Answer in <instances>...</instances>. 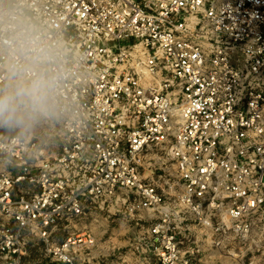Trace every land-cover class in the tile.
Masks as SVG:
<instances>
[{"label":"built area","instance_id":"built-area-1","mask_svg":"<svg viewBox=\"0 0 264 264\" xmlns=\"http://www.w3.org/2000/svg\"><path fill=\"white\" fill-rule=\"evenodd\" d=\"M41 77L47 113L0 134V257L80 264L125 206L154 264H264V0H0V85Z\"/></svg>","mask_w":264,"mask_h":264},{"label":"rangeland","instance_id":"rangeland-1","mask_svg":"<svg viewBox=\"0 0 264 264\" xmlns=\"http://www.w3.org/2000/svg\"><path fill=\"white\" fill-rule=\"evenodd\" d=\"M27 85L24 82H14L0 85V95L7 93H15L21 87ZM21 109L25 112L24 119L19 122L3 123L0 122V134H14L18 133V129L25 126L27 115L30 114L29 110ZM39 117L44 114H37ZM159 155L158 152H154ZM162 155V154H161ZM162 159L159 164L154 166V174L156 180L159 177L165 176L166 181L176 180V172L174 163L170 161L165 155L161 156ZM2 164L0 162V169ZM161 168L165 169V173ZM159 221L154 219L150 222L135 220L127 212L125 206H118L116 208H105L104 210L95 211L89 215L85 220L80 222L79 227L82 231H91L96 239L95 247L81 252L79 263L80 264H154L153 259L145 254L144 238L148 229L158 224ZM181 227H185L181 225ZM182 240V238H181ZM191 244L185 242L182 246L183 253H188ZM186 257H190L187 254ZM198 261L203 264H209L207 254L200 255ZM217 262V261H216ZM0 264H15L13 260L0 257ZM21 264H58L45 250V246L38 240L30 243L27 249V254L21 260Z\"/></svg>","mask_w":264,"mask_h":264},{"label":"clouds","instance_id":"clouds-1","mask_svg":"<svg viewBox=\"0 0 264 264\" xmlns=\"http://www.w3.org/2000/svg\"><path fill=\"white\" fill-rule=\"evenodd\" d=\"M54 83L46 81L43 77L33 80L31 83L21 87L15 93L0 95V122L12 123L24 119L25 112L29 110L32 116L46 114Z\"/></svg>","mask_w":264,"mask_h":264},{"label":"crops","instance_id":"crops-1","mask_svg":"<svg viewBox=\"0 0 264 264\" xmlns=\"http://www.w3.org/2000/svg\"><path fill=\"white\" fill-rule=\"evenodd\" d=\"M148 264H152V263H148Z\"/></svg>","mask_w":264,"mask_h":264}]
</instances>
